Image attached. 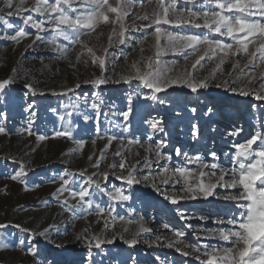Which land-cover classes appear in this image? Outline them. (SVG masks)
<instances>
[{"label":"snow or ice","instance_id":"6c2138e0","mask_svg":"<svg viewBox=\"0 0 264 264\" xmlns=\"http://www.w3.org/2000/svg\"><path fill=\"white\" fill-rule=\"evenodd\" d=\"M0 42L38 58L0 76V136L13 134L18 107L26 115L16 135L30 138L0 157L13 165L3 179L40 189L24 157L51 140L68 144L40 202L54 204L53 222L29 226L5 211L0 264H16L17 253L30 264H176L142 257L141 245L182 264H264V0H0ZM110 86H120L118 106L104 95ZM47 96L59 105L41 109ZM42 112L59 126L39 131ZM224 136L222 159L207 142ZM10 195L0 186V198ZM209 198L223 209L190 206ZM137 200L162 203L182 226L157 230ZM21 211L17 202L12 212Z\"/></svg>","mask_w":264,"mask_h":264},{"label":"rangeland","instance_id":"374dc122","mask_svg":"<svg viewBox=\"0 0 264 264\" xmlns=\"http://www.w3.org/2000/svg\"><path fill=\"white\" fill-rule=\"evenodd\" d=\"M37 59L38 58H36V54L32 53L27 56V61L21 60L18 57V53H14L12 51L10 44H8L7 42H0V76H3L13 65L20 66L24 63L30 65L35 64ZM45 59L47 60V57H45ZM48 84L49 86H54L52 85L51 81H48ZM16 89H17V94H22L23 90L20 88L19 85L16 86ZM83 90L87 91L88 90L87 86H85ZM104 95L106 97L115 99L117 106L120 104V99H119V97L121 96L120 86H110L106 88ZM37 100L41 109L47 107L49 104H51L53 107H57L60 103V101L53 96H47L45 98H37ZM64 102H67V98H64ZM25 115L26 114L24 115L21 114V110L18 107H13L9 111V119L7 121V124L8 127L12 130L13 134L8 138L0 136V157L4 156L6 153L9 152H11L12 154H17L19 152V149L22 147V145L24 143L29 142L30 138L26 136L16 135V133L24 124ZM109 119H114V118L110 116ZM53 120H56V117L53 114L49 112H42V121H47V123L41 122L38 130L41 132L44 131L51 132L53 127L59 126V121L56 120V123L54 125L52 123ZM103 123L105 128L110 127L108 121H103ZM241 123H244V121H241ZM250 123H254V122L250 121ZM245 127L247 129L248 125L246 124ZM112 131H116V129H112ZM136 134L139 135V132H137ZM227 139L228 137L224 136L222 138L218 137L215 142L212 141L207 142L210 148H216L218 150L219 154H221L222 159H223L222 153L231 150V145L225 143V140ZM67 146L68 144L66 142L51 140L44 143L41 146V148L38 150L37 153L40 154L38 158H34L35 153H30L29 156L24 157L32 164V166L36 168V171L38 173V177H36V179H38V181L43 182L42 187L40 189L28 193L21 192V186L19 184L5 181L3 179L4 175L12 171L13 165L10 160L0 159V186H2L4 183H9L10 191H11L10 196L0 198V216H3L4 212L6 211L13 220H22L24 223L28 224L29 226L36 225L37 227L39 225L53 222V219L56 215V209L54 204L45 207L40 202L45 199H50V193L53 190V186L48 183V177L56 173L64 166L61 163V161L57 159V157L60 155L62 150H66ZM49 148L54 150H59L58 156H56L54 160L51 154L52 151L51 153L47 152V149ZM47 158L48 159L50 158L53 161H49L47 165H40L41 163L39 164L40 161H43ZM82 164H83V160L77 158L76 162L72 164V167L76 168L81 166ZM114 183L119 184V182L116 181H114ZM136 195L139 196V192H137ZM96 199L99 202L101 199L106 200L107 197L97 196ZM209 199L210 201H212L211 203L191 202L190 206L198 210L197 211L198 215L201 213L203 214L215 213L217 210L223 209L222 202L214 201L212 200V198ZM17 202L24 204L25 207L29 209V212L26 213L21 211L18 215L13 214L12 209L17 204ZM129 203H131V201ZM149 205L150 206L146 207L145 205H142L139 200H137V202L133 206L136 207L140 213H144L145 211H147L149 218L152 216H156L157 222L155 224V228L157 227L161 228V225L163 223H168L169 221H171V223L174 224L176 227L182 226L183 222L172 219L170 214H167L160 210L162 208V203L157 205L155 204L154 201H149ZM118 211L120 212L121 215L125 214L124 208H119ZM60 219H64V217L61 216ZM192 223L198 227L203 226V222L197 223L193 221ZM77 226H79V224ZM208 226L214 227L215 225L211 224V222H208ZM20 235L23 236V234ZM138 250L142 257L155 256L157 254H160L161 256L166 255L169 262L174 260L176 264H182V261L184 259L180 257L178 253H175L174 251L166 248H156L155 250H151L148 249L146 246L141 245L139 246ZM15 255L19 257V259H17L16 261V264H21V260L23 261V264H30V259H31L30 257H27L21 253H17ZM50 259L51 256H49V260Z\"/></svg>","mask_w":264,"mask_h":264},{"label":"bare ground","instance_id":"6f19581e","mask_svg":"<svg viewBox=\"0 0 264 264\" xmlns=\"http://www.w3.org/2000/svg\"><path fill=\"white\" fill-rule=\"evenodd\" d=\"M51 151H52V153H51ZM58 151H59V150H54V149H50V148L47 149V152L52 154L53 160H54V158H55L56 156H58V153H59ZM39 156H40L39 153H35L34 158H38ZM53 160L50 159V158H49V159L47 158V159H45V160H43V161H40L39 164L41 163L40 165H47L49 161H53ZM156 229H157V230L160 229L159 231H161V232L163 231V229H161V228H159V227H157Z\"/></svg>","mask_w":264,"mask_h":264}]
</instances>
